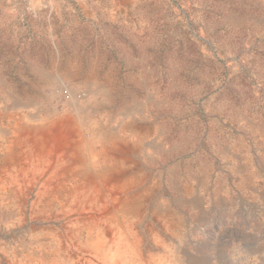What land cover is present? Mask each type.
<instances>
[{
    "label": "rangeland",
    "instance_id": "obj_1",
    "mask_svg": "<svg viewBox=\"0 0 264 264\" xmlns=\"http://www.w3.org/2000/svg\"><path fill=\"white\" fill-rule=\"evenodd\" d=\"M54 66L107 81L99 116L112 126L152 94L163 202L183 236L205 239L186 246L202 264H264V0H0V106L8 92L36 95L39 71ZM185 186L204 195L207 222ZM6 216L0 258L25 264L38 246Z\"/></svg>",
    "mask_w": 264,
    "mask_h": 264
},
{
    "label": "bare ground",
    "instance_id": "obj_2",
    "mask_svg": "<svg viewBox=\"0 0 264 264\" xmlns=\"http://www.w3.org/2000/svg\"><path fill=\"white\" fill-rule=\"evenodd\" d=\"M39 76L37 96L8 92L11 106H0V211L38 246L25 264H202L186 242L201 250L205 239L183 236L185 223L163 202L153 164L166 149L144 110L154 96L124 106L112 126L99 116L107 81L74 66ZM178 190L205 222L204 195ZM9 260L0 264H19Z\"/></svg>",
    "mask_w": 264,
    "mask_h": 264
}]
</instances>
